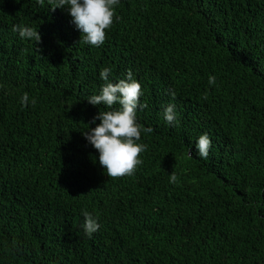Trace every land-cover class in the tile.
<instances>
[{
    "label": "trees",
    "instance_id": "1",
    "mask_svg": "<svg viewBox=\"0 0 264 264\" xmlns=\"http://www.w3.org/2000/svg\"><path fill=\"white\" fill-rule=\"evenodd\" d=\"M52 7L0 0V264H264V0H119L99 47ZM103 68L131 70L148 105L131 176L107 177L83 136Z\"/></svg>",
    "mask_w": 264,
    "mask_h": 264
},
{
    "label": "clouds",
    "instance_id": "2",
    "mask_svg": "<svg viewBox=\"0 0 264 264\" xmlns=\"http://www.w3.org/2000/svg\"><path fill=\"white\" fill-rule=\"evenodd\" d=\"M43 6L44 0H37ZM119 0H48L53 7L64 8L68 6L67 12L72 18V22L83 35L86 44L99 47L106 38V30L110 29L115 17L114 6ZM17 32L21 39L34 40L38 44L41 36L38 31L32 27L23 24H17L12 29ZM111 74L109 68H103L99 75L100 79L105 81L98 95H92L87 100L93 106L104 105L106 110L99 111L98 115L90 123L99 120L100 123L94 128L88 129L84 138L99 153V165L106 171L107 177L120 178L131 176L142 163L140 154L147 148L145 144L138 143L141 138V131L152 133L151 127L143 128L136 121V110L145 109L147 103H140L141 85L133 78L131 70H128L125 79L116 83L109 82ZM216 77H208L209 85H214ZM170 96L175 99V92H170ZM205 99L206 94H205ZM29 97L25 93L21 98L22 105H27ZM35 103V100H32ZM118 105L119 107H113ZM164 119L168 124L177 122L175 106L169 103L164 109ZM196 147L202 158H207L211 147V140L208 134L199 136ZM169 182L176 183L175 173L169 175ZM85 218V233L91 236L100 225L97 223L98 217L94 218L92 214L83 211Z\"/></svg>",
    "mask_w": 264,
    "mask_h": 264
}]
</instances>
